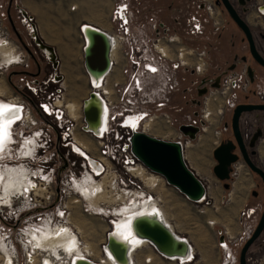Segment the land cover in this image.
I'll return each instance as SVG.
<instances>
[{"label": "built area", "instance_id": "obj_1", "mask_svg": "<svg viewBox=\"0 0 264 264\" xmlns=\"http://www.w3.org/2000/svg\"><path fill=\"white\" fill-rule=\"evenodd\" d=\"M77 8L76 2L70 6L71 11ZM168 8L169 13L164 16L162 8L152 5V0H111L110 29L103 30L111 41L110 67L107 72L94 76L83 66L88 90L78 118L69 113L64 81L57 71L44 80H38L33 74L29 81L32 85L29 89L39 100L40 119L30 107L12 98L29 118L14 121L22 122L24 127H18V133L12 132L13 140L8 146L14 144L20 148L16 149L17 157L27 162L30 182L24 193L18 194L16 203L11 204V199L6 206L0 205V213L9 206L14 218L25 219L35 214V221H23L24 226L17 230V242L11 232L0 226V241L11 251L10 264H46L47 252L32 240V233L46 228L71 227L78 246L89 244L71 221L74 204L83 214L98 216L105 222L99 254L90 248L87 258L98 264L96 260L107 248L114 224L110 211L125 207V203L130 205L134 192L159 199L154 189L161 181L151 178L158 174L145 167L132 151L134 132L178 142L186 159L188 148L204 146L199 139L207 132L213 136L212 152L225 134H232L230 120L238 104H264V74L258 75L245 56L241 57V67L235 68L233 63L228 71L212 65V50L230 18L224 6L217 0H181ZM246 8V12L249 10L246 21L254 18L264 22V0H249ZM2 14L0 8V43L6 47L8 62H2L0 57V75L2 68L23 60L14 54L15 47L8 41L7 31L2 27ZM21 17L26 22L24 12ZM79 38L83 46L80 32ZM243 41L249 51L246 38ZM52 67L56 70L54 63ZM51 84L53 86L49 87ZM203 89L204 92L199 93ZM90 94L96 96L102 107L101 121L95 129L88 126L83 116L84 100ZM182 126L195 128L193 137L181 131ZM82 134L89 135L94 144L86 142L84 146ZM8 152L0 154L1 161L5 155L11 157ZM259 164L262 166L264 160ZM0 168H4L1 162ZM243 168L251 171L242 158L232 163L228 190ZM255 191L256 195L252 196H256V202L245 204L238 211L239 232L232 234L225 226L218 229L221 250L218 264H238L237 253L253 232L263 207V198ZM228 195L230 199V192ZM91 197L97 198L96 206L88 202ZM199 202L209 204L204 196ZM214 223V220L208 221L209 225ZM144 241L134 250V260L129 264H152L155 257L165 264L195 262L191 247L185 255H166L148 240ZM143 250L151 253L139 259L137 254ZM111 255L110 260L118 262ZM50 260L53 264L61 263L55 256Z\"/></svg>", "mask_w": 264, "mask_h": 264}, {"label": "rangeland", "instance_id": "obj_2", "mask_svg": "<svg viewBox=\"0 0 264 264\" xmlns=\"http://www.w3.org/2000/svg\"><path fill=\"white\" fill-rule=\"evenodd\" d=\"M180 1L152 0V5L162 8L163 15L166 16L169 13L168 6L178 4ZM75 2L78 4V8L71 11L70 6ZM110 7L111 0H0V8L3 13L1 16L2 27L7 31L8 41H11L12 47H15L14 54L19 55L18 57L23 59L18 64L2 68L0 89L4 92H1L0 99L9 101L12 98H18V101L23 102L26 107H30L34 116L40 119L37 107L39 100L29 89L32 86L29 81L33 78V74H36L35 76L38 80H44L51 73L57 71L59 72V77L64 81L67 103L78 106V118L81 113L82 101L88 90L83 68V46L79 38V32L81 33L80 28L83 24H91L103 30H109L108 13ZM21 12L25 13L26 22L22 21ZM248 12L249 10L246 13ZM246 13L241 12L243 18L247 17ZM247 22L252 29L257 49L264 55V22L261 20L257 22L254 18H249ZM32 30L35 32L38 42L33 39ZM243 38L245 36L238 26L232 19H227L226 27L221 33L216 48L212 50V65L220 66L222 70L228 71L233 63L235 64V68L241 67L243 65L241 57L245 56L248 63L256 69L258 75L262 76L264 68L252 59ZM39 43L53 48V51L54 48L57 49V59L54 52L52 56L48 55L45 52V48ZM54 56L55 59H53ZM53 63L56 70L52 67ZM52 86L51 84L49 87ZM41 122H43L42 118ZM18 127H24L23 123L16 122L10 125L11 129L9 128V131L11 135L12 132L15 134L14 131L18 133ZM241 127L244 134L252 132L257 128H261L264 132V112L252 111L244 113L241 119ZM231 137L232 134L228 132L224 135L223 140L230 139ZM81 139L85 141V144H94V140L87 134H82ZM212 142L213 136L210 132H207L199 139V143L204 145L205 149L188 148L186 158L192 166L203 170L204 165L196 164V161L200 160L203 162L205 158L209 159V161L212 159ZM258 145L259 147H264V137L259 141ZM16 149L20 148L14 144L9 146L7 152H10L11 157L5 155L3 161L0 158L2 166L4 168L8 166L24 167L29 173L30 168L27 162L24 158L17 157ZM22 153L19 154L22 155ZM257 162H259V159H257ZM239 172L242 173L241 170ZM8 173L9 170L5 172V175ZM255 179L258 183L255 190L263 198L261 179L256 174ZM209 182L205 183L208 186L209 192H213L214 188ZM154 192L161 199L159 203L176 232L189 235L193 239L195 237V239L198 238L203 242H208L212 237V229L206 223L207 220H216L220 223L228 224H231L233 220L232 210L235 201L234 203L229 201L228 193L230 190L223 189L221 192L222 197L218 200L216 199V202H218L215 204L217 206L216 210L212 207L214 205L212 203H195L190 201L176 188L167 184L165 180L154 189ZM17 198L18 194H12L11 199L13 201H11V204L16 203L18 201ZM256 199V196L251 195L246 200V204H254ZM8 202L3 205H7ZM74 205L71 221L81 232V236L89 243L87 245L94 249L92 242L98 241L100 236H103L106 228L105 222L98 216L83 214L79 206ZM11 209L9 206L3 208L0 213V226L11 232L14 241L17 242L18 227L24 226L23 221L26 220H28L27 223H33L35 221V214L26 216L25 219H16L13 217ZM87 245L81 247L82 253H85ZM2 249L4 251L3 247ZM1 252L2 250L0 249ZM52 253L55 255L56 251ZM145 253L150 254L149 250H143L137 254V257L140 259ZM85 255L88 254L85 253ZM3 259H6V257H3ZM248 262L249 264H264V231L250 247ZM152 264H165V262L155 257ZM199 264H201V261Z\"/></svg>", "mask_w": 264, "mask_h": 264}, {"label": "water", "instance_id": "obj_3", "mask_svg": "<svg viewBox=\"0 0 264 264\" xmlns=\"http://www.w3.org/2000/svg\"><path fill=\"white\" fill-rule=\"evenodd\" d=\"M239 1L244 5L246 0ZM217 2L224 6L232 21L243 32L252 58L264 68V55L257 49L252 29L246 19L243 18L230 0H217ZM87 37L88 43L83 45V66L90 74L98 76L107 72L110 67V37L99 27H88ZM46 47L52 53L54 52L53 48ZM53 59H55V56ZM248 72L252 78L251 69ZM202 92H204V89L200 90L199 93ZM90 103L98 106H90ZM252 111L264 112V104L240 103L234 108L230 120L233 137L221 141L212 152L215 160L212 172L222 182L224 189L228 190L230 188L231 165L240 158L261 179L263 185L262 211L253 232L240 248L238 264H249L248 253L250 247L264 231V168L257 162L258 152L256 149L257 143L264 133L261 128H257L249 143L246 144L241 127L243 114ZM83 116L90 128H96L98 122L100 123L101 106L94 94H90L89 98L84 100ZM181 131L189 133L193 137L196 129L182 126ZM132 151L145 167L160 175L167 184L176 188L190 201L198 203V200L203 196L207 197L206 183L189 168L178 142L157 138L144 132H134L132 135ZM252 193L256 195V191ZM132 227L137 236L151 242L159 252L166 255H185L190 252L187 239L179 237L159 218H151L149 215L138 216L132 221ZM126 248L127 246L124 245L119 246L118 241L112 242L109 236L107 249L120 263H122L123 257L126 259L125 263L129 261V253ZM80 261L77 264H95L88 259Z\"/></svg>", "mask_w": 264, "mask_h": 264}, {"label": "bare ground", "instance_id": "obj_4", "mask_svg": "<svg viewBox=\"0 0 264 264\" xmlns=\"http://www.w3.org/2000/svg\"><path fill=\"white\" fill-rule=\"evenodd\" d=\"M88 27L98 28V27L91 25V24H83L82 25V28H80V31H81V35L84 39V45H86L88 43V37H87V28ZM32 37L35 41H37L35 32H32ZM41 46H43V45H41ZM43 48H45V52L48 55H50V56L53 55L52 51H50L46 46H43ZM2 91L0 89V95L2 94L1 93ZM67 102L68 101H66V103ZM67 106L69 109L68 103H67ZM90 106L95 107L98 105L90 103ZM101 112H102V107H101ZM20 117H22V119H23L24 112H21L20 108L18 106L11 107L8 104L4 103L2 100H0V124H2L3 131L5 133V139H4L2 149H0V154L4 153L5 150L9 148L8 142H9V136H10V131H9L10 125H12L14 123V121L19 119ZM98 125H99V122L96 125V127ZM92 129H95V128H92ZM7 146H8V148H7ZM12 168H17V167L12 166ZM0 170H1V168H0ZM20 175L17 174V171H15V170H9V173L6 175V178H8L9 180L6 182V184L3 188V194L0 195V205L1 204L3 205L6 202L11 201L10 199H11L12 194L23 193V192H21V186L18 183H16V179H19ZM151 178H153V179L157 178L161 182H163L162 181L163 178H161L158 175H156L155 177H151ZM148 182H150V179H148ZM152 183H153V181H152ZM237 190H238V188H237ZM236 194L237 193L234 192V195H232V196H235ZM130 199H131L130 205H127V203H125V207H123V208L115 207L114 211H110V213H109V217H110V219L113 218V223H114L113 228L112 229L110 228L111 240H112V242L118 241L119 246H122V245L127 246L126 251H128V253H129L128 263H125L126 259L123 257L121 264H129L131 261L133 262L134 257H135L134 256V250L138 246L142 245L145 242L143 238H141L135 234L133 227H132V221L138 216L149 215V216H151V218H159L175 234H177L181 238H184L176 232L174 226L167 219L166 213L159 203V201L161 200L160 198L159 199H151V198H148L147 195H145V197H144V195H142L141 192H134V195H132L130 197ZM97 201H98L97 198H93V197L88 199V202L92 206H96ZM115 212L117 213L116 215H115ZM58 228H56V230H58ZM56 230L50 229V231H45V232H44V230H40V232H37V233H35L36 231H33L35 234L32 233V235H34L33 241H35L36 245L40 248H44L45 250H43V251L47 252V255L49 257L48 258L49 260L47 261L48 264H53L52 260H50V258L51 257L53 258V256L58 258V260L61 259V263L58 262V264H64V262H66V264L67 263L68 264H77V263L81 262L80 260H82V259L85 260L89 257V255H85V253L87 252V254H90V252H91L90 248L91 247L89 245H87L85 247V253H82V251H81L82 248H81V246H78L77 237L75 236V234H73L71 232L72 231L71 227H68V226L60 227V230L58 232ZM2 247L4 248V251H3ZM0 249L2 250V252L0 253V263L10 264L11 251L9 250V247H7V244H5L4 241H0ZM54 251H56L55 255L52 253ZM2 253H3V255H2ZM102 253H103V255L99 257V260H96V262H98V264H119L116 261L112 262L110 260V258H112V255L108 251L107 248H105V251H103ZM3 257L4 258L6 257V259H3ZM31 258L32 259L34 258L33 255H31ZM33 264H35V262H33Z\"/></svg>", "mask_w": 264, "mask_h": 264}, {"label": "crops", "instance_id": "obj_5", "mask_svg": "<svg viewBox=\"0 0 264 264\" xmlns=\"http://www.w3.org/2000/svg\"><path fill=\"white\" fill-rule=\"evenodd\" d=\"M83 45H84V39H83ZM54 53L58 54V51L55 48H54ZM57 54H56V59H57ZM263 137L261 138V140L263 139ZM195 148L198 149V150H201V149H205L206 147L205 146H198V147H195ZM257 152H258L259 162H261V160H264V147H259V145H258L257 146ZM185 160L187 161V164H188L189 168L192 169L194 171V173L201 180H203L206 183H208V181H210L209 183L214 188V190H213L214 193L211 192V191L209 192V190H208V195H207L206 199L209 201V204L210 203L214 204V205H212V207L216 210L217 206L215 204L218 203L216 201L219 198L222 197L221 192L223 191L224 188L222 186V183L214 176V174L212 172V168H213V166L215 164V160L212 157V159H210V161L207 158H205L203 162L200 161V160L196 161L197 162L196 164H203L204 165L203 166V170L197 169L194 166H192L190 164V162L187 160V158ZM205 163L207 165L206 167H205ZM262 166L264 168V164H262ZM257 185H258V183H257V181L255 179V174L253 172H251V171L249 172L247 169L243 168L242 176L240 178H238L234 182V184H233V186H232V188L230 190V199H229V201H232L233 203L235 201V204H234L233 210H232V214H233L232 219L233 220H232L231 224L220 223V222L215 220L214 225H209L208 222H207L208 220H207L206 223L212 229V237L208 240V242H203V241H201L198 238L197 239H195V238L193 239L189 235L181 234V233H179L177 231V233L180 236H183V237H185L187 239V242L189 243L190 247L192 248V254H194V259H195L194 264H199L200 261H201V264H218L219 263L220 258H221V250L218 248V238H219V236L217 234V231L222 226H225V227H227L230 230V232L232 234H236V233L239 232L240 226H239V224L237 222L238 211L240 210V208L243 205L246 204V202H247L246 200L248 199L249 196H251L253 194L252 192L255 191V187ZM237 188H238V190H237ZM234 192L237 193V194L235 196H232V195H234ZM232 197H233V200H232ZM199 203H202V202H199ZM101 239H102V236H100L98 241L92 242V244L94 246V249L97 252V254H99V250H100L99 246H100ZM149 253H151L150 250H149ZM145 254H147V253H145Z\"/></svg>", "mask_w": 264, "mask_h": 264}, {"label": "flooded vegetation", "instance_id": "obj_6", "mask_svg": "<svg viewBox=\"0 0 264 264\" xmlns=\"http://www.w3.org/2000/svg\"><path fill=\"white\" fill-rule=\"evenodd\" d=\"M235 1V2H234ZM230 0V2L234 5V7L241 13H246V4H247V1H249V0H246L245 1V4L243 5V4H241L240 3V1L239 0ZM256 47H257V45H256ZM7 50H6V47H5V45H3V44H1L0 43V57L2 58V62H5V63H7L8 62V59L6 58V52ZM260 52V51H259ZM261 53V52H260ZM262 54V53H261ZM263 55V54H262ZM15 56V55H14ZM0 100H2V99H0ZM4 103H6V104H8L9 106H11V107H13V106H17L16 105V103H15V101L14 100H9V101H5V100H2ZM69 113L71 114V116L72 117H74V118H77V116H78V106H76V105H74V104H69ZM28 116L25 114V112H24V117H23V119L24 120H27L28 121ZM255 131V130H254ZM254 131H252V132H248L247 134L245 133L244 134V138H245V143L246 144H248L249 143V141H250V138H251V136H252V134L254 133ZM264 133V132H263ZM263 136H264V134H263ZM10 140H12V138H11V133H10V136H9V144H10ZM261 140V139H260ZM259 140V141H260ZM259 143V142H258ZM258 143H257V146H258ZM8 144V145H9ZM82 144L84 145V146H87V144H85L83 141H82ZM257 146H256V149H257ZM7 148H8V146H7ZM7 150V149H6ZM5 153V152H4ZM10 169H12V170H15V171H17V174H21L20 176H19V179H16V183H18L20 186H21V192H23L24 193V190H25V188H26V186H28V182H30L29 180H28V171H27V169L26 168H24V167H19V168H12V167H6L5 169L4 168H1V170H0V195H2L3 194V188H4V186H5V184H6V182L9 180L8 178H6V175H5V172L7 171V170H10ZM240 171V170H239ZM239 174H240V177L242 176V173H240L239 172ZM22 176V177H21ZM239 177V178H240ZM117 213L115 212V215H116ZM52 230V229H51ZM56 230V229H55ZM60 230V227L58 228V230H56L57 232ZM45 231H50V229L49 228H47V229H44V232ZM56 232V233H57ZM32 236H34V235H32ZM32 240H34V239H32Z\"/></svg>", "mask_w": 264, "mask_h": 264}, {"label": "snow or ice", "instance_id": "obj_7", "mask_svg": "<svg viewBox=\"0 0 264 264\" xmlns=\"http://www.w3.org/2000/svg\"><path fill=\"white\" fill-rule=\"evenodd\" d=\"M152 71L154 72L155 69H152ZM4 139H5V133L3 131L2 124H0V149H2V146H3V143H4Z\"/></svg>", "mask_w": 264, "mask_h": 264}, {"label": "clouds", "instance_id": "obj_8", "mask_svg": "<svg viewBox=\"0 0 264 264\" xmlns=\"http://www.w3.org/2000/svg\"><path fill=\"white\" fill-rule=\"evenodd\" d=\"M11 138H12V137H11ZM12 140H13V138H12ZM12 140H10V142H11Z\"/></svg>", "mask_w": 264, "mask_h": 264}]
</instances>
